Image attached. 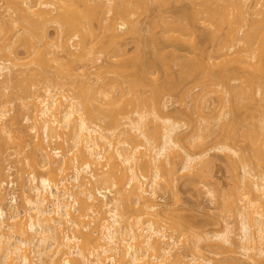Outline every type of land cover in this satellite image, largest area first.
Segmentation results:
<instances>
[{
  "label": "bare ground",
  "instance_id": "1",
  "mask_svg": "<svg viewBox=\"0 0 264 264\" xmlns=\"http://www.w3.org/2000/svg\"><path fill=\"white\" fill-rule=\"evenodd\" d=\"M3 1L0 18L10 19L0 20V160L10 151L21 158L25 210L17 195L6 197L15 182L0 168V264H264V113H248L247 102L257 87L264 99V0H192L186 10L177 1L163 31L173 49L155 38L140 41L133 57L121 45L152 0ZM155 1L159 10L171 2ZM199 26L212 56L234 51L242 63L207 68L182 56L179 43L205 52ZM191 84L202 87L200 98ZM171 92L191 96L209 125L197 128L189 112L183 133L167 112ZM215 150L234 171L236 194L221 197V229L202 235L169 218L177 209L160 201L182 173L207 185Z\"/></svg>",
  "mask_w": 264,
  "mask_h": 264
},
{
  "label": "rangeland",
  "instance_id": "2",
  "mask_svg": "<svg viewBox=\"0 0 264 264\" xmlns=\"http://www.w3.org/2000/svg\"><path fill=\"white\" fill-rule=\"evenodd\" d=\"M168 1H171L172 3L168 2L169 4L170 3L171 4L170 5L168 4L167 7H165V5H167L166 4L167 2L160 3V5H159L160 10H161L160 11L158 9V6L156 5L159 3V1L156 3V1L154 2V0H152L150 2V8L148 9L149 11L144 12V10H143L135 17L133 26L137 29V33L131 32V33L127 34L126 35L127 39L125 41V44L124 45L120 44L121 46H123L127 49L129 56H131V57L134 56L136 49H137V46H138L140 41L147 43V44H152V42L154 41L155 38L159 41V44L163 48L164 51L168 52V51H171L173 49L171 42L167 40V38L165 37L166 35H163V33L166 31V29L164 30V28H167V26L170 24V22H167V21H172L171 20L173 18L172 13L174 12L173 9L181 6V3H182L183 4L182 7H186L185 8V10H186L187 8L190 7V6L188 7V4H191L192 0H190V3H189V0H185V2L182 1L181 3L180 2L177 3V1H180V0H168ZM3 2H5V0ZM1 4L3 5V3H0V6H1ZM161 4H163V5H161ZM182 7H180V8H182ZM172 10H173V12H172ZM178 10H179V8H178ZM182 10H183V8H182ZM1 11H4V7H3V9H1ZM159 12H160L161 16H159V14H158ZM175 12H176V9H175ZM7 14L8 13H5L4 14L5 16L4 15L1 16L0 20L3 21L4 17H6L5 21H9L10 17H9V14L8 15ZM173 14H175V13H173ZM5 21H3V23ZM0 23H2V22H0ZM196 30H197L196 31L197 32L196 33L197 42L203 46V48L205 49V52L202 51L204 53H202V52L199 53V52L195 51L189 43H179V44H177V48H178L180 54H182V56L188 57V58H197L196 60L199 59V61L203 60L202 62L204 64L208 65L207 68L211 65L212 66L213 65L214 66L219 65V66H228V67H232V66L238 67V64L242 63V61H240V59H239V57H240L239 54H235L234 51H231L232 53L229 52L230 54L228 57L227 56L226 57H220L218 54H217L218 57L216 55H213L214 56L213 57L211 54L212 43L210 41H209L210 42L209 43L208 40H206L207 38L204 36V34H205L204 29L199 26V29L196 28ZM51 32L54 33V30L51 29ZM202 46H200L201 49H203ZM19 50H20V52L19 51L18 52H19L20 57L27 56L25 54V50L23 48H20ZM257 56H256V58H258ZM251 58H253V57H251ZM253 60L251 61V63L255 62V60L254 61ZM257 60L259 62L261 59L259 60V58H258V59H256V61ZM199 61H197V62H199ZM105 62H107V60L105 59V57H103L101 59V61L99 62V64H102ZM259 64H260V62H259ZM244 65H245V67L247 66L250 73H256L255 69L258 67V66H256V65H258V63L254 64L256 66V67H254L253 63L250 64V58H248L247 60L244 61ZM179 70H180L179 66L174 67V69L172 70L173 71L172 73H173L174 77L176 78L175 80H177L179 77ZM244 73H246V72L241 70V74H244ZM162 81H165V78L162 77L161 82ZM231 82H230L231 85L233 84L234 86H239L238 84L240 83L239 81H234V80H232ZM192 85H194V84H191L189 86L191 88V92H192L191 96L195 98V96H197V94H198V98H200V96H201L200 92H201L202 87H199L198 84L195 87ZM261 86L264 88V83ZM193 87H194V89L192 90ZM257 91H258V87L252 92L251 96L253 97V99H250L247 102L250 105V107H252L248 113H254V114L259 115V114L264 113V101H263L264 99H263V96H261ZM176 93H177V91H176ZM176 93L171 92L169 97H168L169 102H168L167 112L176 121L180 122L182 125H185L184 128L182 129L183 133L184 132L186 133L188 130H190V128H189L190 127V121L186 118V115H185L187 113L189 114V112L192 115V118H193L192 121L194 122V124L196 123L195 126H197V128H198V126H199V128H205L207 125H209L210 121L206 122L207 117H201L198 113H196L197 111L194 112L195 109L197 110V105L195 108L194 102H193L191 96L186 97L185 100L182 101V93H180L181 97L179 96V93L178 94H176ZM192 94L195 96H193ZM216 96L217 95H215V94L212 95V98L214 99V100L212 99V102L214 101V104L219 107L218 109H224L223 102L221 101V103H220L218 101V98H217L218 96L217 97ZM3 98L4 97H0V101H2ZM196 99H197V97H196ZM16 106H17V102L14 104V107H16ZM225 110L229 111V107L225 108ZM240 113L242 114L243 117H249L250 116V114L247 115V112L245 110H241ZM248 121H252V120L249 118ZM26 125H29V124L25 123V126ZM204 125H206V126H204ZM29 126H31V125H29ZM200 126H202V127H200ZM217 129L219 130V126H218V128H216V127L213 128V130L216 131L217 139H222V137L224 135L222 136V134H221L222 132H221L220 133L221 135L219 136V132L217 131ZM182 132L180 134L183 136ZM31 134H32V136L35 135L34 133H31ZM185 136H187V134ZM185 139L188 140L189 137L185 138ZM214 140H215V137H210L207 141L210 142L209 144L211 145L214 142ZM208 145L206 147H210ZM240 145L243 147L244 143H241ZM245 147H246V145H244V148ZM192 150H196V149H192ZM199 150L197 149V151H199ZM10 152H8V154L10 153L9 157L11 156V158H9L10 159L9 161L6 160L8 158V156H7V158L5 157L6 155H4V157L6 158L5 160L3 157L1 158V160L2 159L4 160L3 164L0 160L1 174H3V173L5 174L4 175L5 178L0 174V182L2 181L3 178H4L3 180L6 179L8 181H14L15 182V185L13 187H12V184L9 185V187H6L7 188V192H6L7 196L6 197L10 198L14 194L17 195L19 197L20 210H25V206H24L25 204H24V201L22 199V194H21L20 189H19V185L21 183V178H20L21 173H19L18 171H19V168H21V162H19L21 160V158H18L15 155L13 156L12 155L13 151H10ZM247 154H249V153H247ZM209 155H210V161L212 160L213 167H211L209 169V171H211V173L210 172H208V173L211 175L208 174L210 176V177H208L209 181H207V180L206 181L208 182L207 185H208L209 190H210V188L212 190V195H210L208 193L209 190L207 188L206 182L203 185L202 183H200V182H202V181H200L201 179L198 180L199 178L193 177V179H192V177H190V176H186V177H185V175L182 176V174H185V173H182V174L178 173V175L179 174L180 175L177 176L178 180L175 183L176 187L173 188L175 190L171 189L172 191L170 190V192L168 190L167 196L163 200L160 201V203L162 204L161 207L164 210L167 209L166 211H168V212H170V210H172V209H175V208L177 209V214L175 213L172 215V214L168 213L171 216V217L169 216V218H172V219L174 218L175 220L177 219L176 221L182 222L183 224L187 225L188 227L191 226L193 228V231H199V233L202 235H206V233L212 234V232L213 233L216 232L217 229L218 230L221 229L220 226L222 224H218L217 222L221 221L220 220L221 217L226 216V214L224 215V213H223V212H225V209L223 208V206L225 207L226 202H228L227 198H229L231 196L229 198V200H232L233 197H235L236 190H233V188L237 187V185L234 181L235 178L233 177L235 175V174L233 175L234 171L232 170L231 165H229L230 163H229L226 155L223 152L218 151V150L212 151L211 153H209ZM208 156L206 158L209 160ZM12 157H14V158H12ZM4 165H5V167H4ZM7 166L11 167L12 170H11V172H8L9 170L8 171L6 170V173H5L4 170L7 168ZM240 172H239V174L242 173V172L241 173ZM10 174L12 177L9 179V178H7V176ZM194 179H196V180L194 181ZM205 179H207V178H205ZM192 181H193V184H191ZM205 185H206V187H205ZM205 188H206V190H205ZM173 191L176 192L175 195L177 194L176 196H178V197H175L174 193H172ZM220 194H221V196H218ZM222 195H224L225 198ZM221 197H223V199H227V200L223 201V203H222L223 199ZM219 198H221V199H219ZM6 202H8V201H6ZM6 204H8V203H6ZM164 207H166V208H164ZM231 214L227 213V216L231 215ZM234 216L235 215L233 214V216L230 218L231 220H229V221H232L233 224L236 225V228H239L237 217L236 216L234 217ZM235 218H236V220H235ZM228 219H229V217H228ZM196 233H198V232H196ZM183 250L186 251L184 248L182 249V251Z\"/></svg>",
  "mask_w": 264,
  "mask_h": 264
}]
</instances>
